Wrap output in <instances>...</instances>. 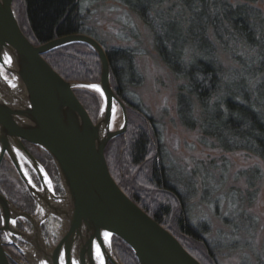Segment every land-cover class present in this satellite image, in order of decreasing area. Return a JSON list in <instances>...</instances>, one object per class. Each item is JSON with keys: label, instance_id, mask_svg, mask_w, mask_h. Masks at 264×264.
Listing matches in <instances>:
<instances>
[{"label": "trees", "instance_id": "1", "mask_svg": "<svg viewBox=\"0 0 264 264\" xmlns=\"http://www.w3.org/2000/svg\"><path fill=\"white\" fill-rule=\"evenodd\" d=\"M117 1L153 32L163 62L178 79L186 80L178 96L182 124L192 130L198 128L205 146L246 152L264 162V10L256 7L260 0ZM14 9L22 31L35 46L77 33L95 37L86 26L82 0H14ZM101 44L110 60L112 85L126 103L129 117L126 133L112 140L106 149L114 179L201 264H217V251L206 238L210 226L193 223L187 197L172 179L174 164L156 120L129 94V87L143 83L136 65L137 51ZM220 51L230 55L233 68L224 67ZM44 57L68 82H100V59L86 44L68 45ZM75 93L96 123L103 104L101 95L84 88ZM122 125L120 120L115 129ZM24 144L60 182L52 157L37 146ZM262 175L259 168L244 173L251 188L256 180L263 179ZM0 193L17 209L35 215L37 204L9 156L0 167ZM57 194H64L61 187ZM243 201L240 196L236 202L239 204L232 205L237 208L225 217L227 226L257 224V219L243 210ZM113 251L120 264H140L131 247L116 236ZM16 256L29 264L17 251Z\"/></svg>", "mask_w": 264, "mask_h": 264}, {"label": "water", "instance_id": "2", "mask_svg": "<svg viewBox=\"0 0 264 264\" xmlns=\"http://www.w3.org/2000/svg\"><path fill=\"white\" fill-rule=\"evenodd\" d=\"M72 44H86L98 55L99 83L68 82L44 58ZM92 84L104 93L96 123L75 93L82 88L97 92L80 87ZM119 110L123 125L115 129ZM128 126L126 103L114 90L108 53L98 39L77 33L35 46L20 27L14 0H0V167L9 156L43 212L39 218L30 215L0 193V233L8 236L29 264H61V253L64 264H100L96 243L101 245L103 264H120L113 251L115 236L131 247L140 264H201L114 179L106 149L112 140L125 134ZM24 142L52 157L63 195L56 193L46 170ZM25 163L39 177L41 187L35 184ZM50 218L59 220L64 230L53 249L47 246L42 231ZM18 220L28 221L32 231L18 230ZM105 232L111 234L108 243L104 241ZM16 239L29 245L30 250L22 249ZM5 246L0 239V264H11Z\"/></svg>", "mask_w": 264, "mask_h": 264}, {"label": "rangeland", "instance_id": "3", "mask_svg": "<svg viewBox=\"0 0 264 264\" xmlns=\"http://www.w3.org/2000/svg\"><path fill=\"white\" fill-rule=\"evenodd\" d=\"M82 3L86 26L92 35L109 48L128 47L137 51L136 65L143 83L129 87V94L156 120L169 160L174 164L172 179L187 197L193 223L199 227L205 223L210 226L206 238L217 251V264H264V162L246 152H224L205 146L198 128L192 130L182 124L178 96L186 80L178 79L166 66L156 50L153 32L137 15L117 0H82ZM256 7L264 10V0ZM219 57L225 68L235 66L228 53L220 51ZM121 116L119 110L115 127ZM256 168L263 179L256 180L255 187L251 188L249 177L244 173ZM240 196L244 199L243 210L257 219L255 226L244 222L233 228L225 224V217L229 210H236L232 205L239 204L236 202ZM57 225V228L49 227L51 248L63 233L60 224ZM233 229L239 230L238 233ZM44 234L47 240V233Z\"/></svg>", "mask_w": 264, "mask_h": 264}, {"label": "flooded vegetation", "instance_id": "4", "mask_svg": "<svg viewBox=\"0 0 264 264\" xmlns=\"http://www.w3.org/2000/svg\"><path fill=\"white\" fill-rule=\"evenodd\" d=\"M26 146V145H25ZM26 148L28 149V147L26 146ZM28 151L33 155V153L28 149ZM34 156V155H33ZM35 157V156H34ZM36 158V157H35ZM26 165V168L28 170V172L30 173L33 181L35 182V184L39 187H41V181L39 179V177L36 175V173L33 171V169L27 164L25 163ZM43 166V165H42ZM44 167V166H43ZM45 169V167H44ZM46 170V169H45ZM47 172V171H46ZM48 174V172H47ZM48 177L50 179V183L52 184L54 190L56 192H58L59 188L61 187L60 185V182L56 181L55 178L51 177L49 174H48ZM37 215V210H36V213ZM55 222L57 223H50L48 220L43 224V235H44V238H45V241H46V244L47 246L49 247V249H52L51 248V242L48 241V236L51 232L50 230V226H53L54 228H57L59 227L57 224L59 223L60 226L62 227L63 229V224L57 220V219H54L52 218ZM22 222V221H21ZM21 222H17L16 224V227L18 228V230L22 231V232H31L32 231V225L29 223H21ZM19 223L21 224V228L18 227ZM50 223V224H49ZM44 233H47V240H46V237H45V234ZM0 239L6 244L5 248H6V251L7 253L9 254V258H10V262L11 264H23V262H21V260L18 259V257L16 256V251L18 252V254L20 253V251L13 245H11L10 243V239L8 238V236L4 233H0ZM16 242L17 244L24 250H30V247L29 245H27L25 242L19 240V239H16ZM21 254V253H20ZM22 255V254H21ZM23 256V255H22ZM25 259V258H24ZM26 260V259H25ZM27 261V260H26Z\"/></svg>", "mask_w": 264, "mask_h": 264}, {"label": "snow or ice", "instance_id": "5", "mask_svg": "<svg viewBox=\"0 0 264 264\" xmlns=\"http://www.w3.org/2000/svg\"><path fill=\"white\" fill-rule=\"evenodd\" d=\"M7 62H10V61H7ZM80 87L92 88V89H95L97 92H99L102 97L104 95V93L101 91V89L99 88L98 85H95V84H92V85H81ZM112 111H113V114H115V112H116L115 105H112ZM12 223L15 224V221H13ZM110 235L111 234L108 233V232H105L103 234L105 243H108ZM95 248H96L97 259L100 261V264H103V254L101 252L100 243H96ZM60 259H61V264H64V254L63 253H61ZM72 264H78V262L77 261H72Z\"/></svg>", "mask_w": 264, "mask_h": 264}, {"label": "bare ground", "instance_id": "6", "mask_svg": "<svg viewBox=\"0 0 264 264\" xmlns=\"http://www.w3.org/2000/svg\"><path fill=\"white\" fill-rule=\"evenodd\" d=\"M45 58V57H44ZM49 63V62H48ZM37 215H38V218L39 217H42L43 216V212L41 211V210H38V207H37ZM154 219V218H153ZM50 220V221H49ZM20 221H22V220H18L17 222H20ZM48 221L50 222V223H54V220L52 219V218H50V219H48ZM24 223V222H23ZM49 223V224H50ZM63 232H64V230H63ZM62 235H63V233H62ZM62 237V236H61ZM60 237V238H61ZM7 252V251H6ZM8 256H9V254H8Z\"/></svg>", "mask_w": 264, "mask_h": 264}]
</instances>
